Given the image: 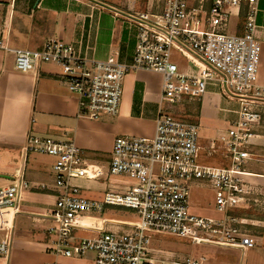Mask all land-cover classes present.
I'll return each mask as SVG.
<instances>
[{"label": "built area", "instance_id": "obj_1", "mask_svg": "<svg viewBox=\"0 0 264 264\" xmlns=\"http://www.w3.org/2000/svg\"><path fill=\"white\" fill-rule=\"evenodd\" d=\"M259 0H147V10L130 15L136 30V47L130 63L116 55L91 61L62 40L52 39L43 50L10 49L0 34V49L13 52L15 67L32 72L42 63L61 67V77L79 100L80 113L97 119L117 115L124 79L131 71L149 70L163 75L161 99L151 137L120 135L113 142L108 160L92 158L73 141L29 136L27 154L54 158L53 208L43 216L48 221L46 250L61 261L82 260L95 255L94 264H209L205 256H180L169 260L154 252V234L187 239L194 245L213 243L246 252L258 246L259 237L242 210L261 208L263 195L244 179V165L251 157L249 145L262 126L264 86L259 84L262 45L257 38ZM233 15L241 16L242 31L229 33ZM186 59L185 69L172 60V52ZM210 88L240 104L238 118L229 129L208 144V155L224 150L226 168L199 162L203 146L200 124L177 115L179 106L201 103ZM123 176L133 184L121 192L105 191L102 199L83 195L75 179L109 180ZM210 184L221 218L189 213L194 185ZM33 188L19 175L0 186V257L11 253L13 218L22 195ZM113 208L136 215L133 222L103 217ZM246 211V210H245ZM250 226V227H248ZM248 227V228H247ZM79 232L91 233L82 237Z\"/></svg>", "mask_w": 264, "mask_h": 264}, {"label": "crops", "instance_id": "obj_2", "mask_svg": "<svg viewBox=\"0 0 264 264\" xmlns=\"http://www.w3.org/2000/svg\"><path fill=\"white\" fill-rule=\"evenodd\" d=\"M146 1L0 0V34L13 50L40 51L55 39L71 44L80 56L91 61H105L116 55L121 62L130 63L136 47V30L130 15L146 11ZM258 8L257 38L262 45L259 84L264 86V0H259ZM234 20L236 31L241 32V16L234 15ZM61 73L55 63H42L32 72L18 71L13 52L0 49V186L10 184L19 175L33 186L23 193L19 208L7 213L8 219L13 218L14 243L9 257H0L2 264H48L56 259L46 250L48 221L43 217L53 208L56 197L51 188H38L40 184L52 187L53 165L48 163L47 155L25 153L29 136L71 140L92 158L106 161L116 137H151L155 132L162 74L143 69L129 72L124 79L119 113L92 119L81 115L78 97L69 91ZM214 90L210 88L200 103L198 117L200 127L204 122L214 124L216 135L201 137V152L207 156L209 141L226 132L240 110L238 101L227 100ZM262 110V126L251 138V157L244 165V179L264 194V107ZM216 154L230 163L223 156L224 150ZM73 182L101 196L109 187L123 188L109 180L81 178ZM111 213L122 215L106 218L136 220L134 213L132 217L122 211ZM247 216L256 224L251 230L259 237L258 246L252 249L264 257V210L257 207ZM83 260L71 263L85 264Z\"/></svg>", "mask_w": 264, "mask_h": 264}, {"label": "rangeland", "instance_id": "obj_3", "mask_svg": "<svg viewBox=\"0 0 264 264\" xmlns=\"http://www.w3.org/2000/svg\"><path fill=\"white\" fill-rule=\"evenodd\" d=\"M236 30L237 27L233 15L229 22V33H236L237 32ZM172 60L175 63H177L180 68L186 67L187 64L186 59L179 52L177 51L172 52ZM214 91H219V90H214ZM190 111L192 112L191 113L189 112L188 106H184V107L179 106L177 115L189 122L198 123V116H197L198 109L193 107ZM213 125L214 124L207 122H204V124L201 125L199 130L200 139L201 137L207 138L216 135L213 129ZM46 159H48V163L50 164V166L54 164L53 157L49 156ZM199 162L203 165L216 166L221 168H226L230 166V163L225 162V160L219 154L207 156L206 152H201ZM109 183L118 184L120 185V187H123L121 190H115V192H121L125 190L127 186L133 184V181L123 176L112 175L109 178ZM105 191H114V190H112V188L109 187ZM105 191H103V194L101 196L99 194L96 193L92 194L91 192H87L84 190L83 195L90 199H102ZM259 195H264V194L262 193ZM245 210H242L240 216L251 215L253 212V209L252 210L245 209ZM112 211H116V212L122 211L123 215H126L127 213V215L130 217H132L133 214V212L128 211L126 209L113 208L111 210L106 211V213L103 214V217H116V216L120 217V215H122V214L113 215L111 213ZM124 211H126V213ZM189 213L196 216L211 217V218H221L223 216V214L219 212L216 208L214 190L212 189L209 183L207 182L198 183L194 185V187L191 189L190 200H189ZM0 234H4V233H0ZM79 235L82 237H87V236H91L92 234L86 232H79ZM152 248L154 249L155 251L154 253L157 256L169 260L175 259L180 256H193L196 258L205 256L209 264H257L259 262H260L259 264H264V257H262L260 254L258 256L257 251L255 249H251L246 253H244L232 249L230 247H223L213 243H209L206 245H194L191 244V242L188 241L187 239L176 237L173 235L154 234ZM94 258H95L94 253L88 252L85 254L83 258L84 259L83 263L94 264ZM68 263H71V260H68ZM0 264H2L1 261Z\"/></svg>", "mask_w": 264, "mask_h": 264}, {"label": "trees", "instance_id": "obj_4", "mask_svg": "<svg viewBox=\"0 0 264 264\" xmlns=\"http://www.w3.org/2000/svg\"><path fill=\"white\" fill-rule=\"evenodd\" d=\"M188 107H189V112L191 113L192 111H190L193 107L197 108L198 109V113H197V116L199 117V108H200V103L199 102H193V103H190L188 104ZM191 108V109H190Z\"/></svg>", "mask_w": 264, "mask_h": 264}]
</instances>
